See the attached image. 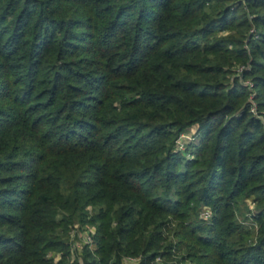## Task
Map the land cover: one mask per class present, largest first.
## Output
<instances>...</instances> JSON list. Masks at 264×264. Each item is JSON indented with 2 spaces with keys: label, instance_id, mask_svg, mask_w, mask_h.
I'll use <instances>...</instances> for the list:
<instances>
[{
  "label": "trees",
  "instance_id": "obj_1",
  "mask_svg": "<svg viewBox=\"0 0 264 264\" xmlns=\"http://www.w3.org/2000/svg\"><path fill=\"white\" fill-rule=\"evenodd\" d=\"M125 256L264 264V0H0V264Z\"/></svg>",
  "mask_w": 264,
  "mask_h": 264
},
{
  "label": "rangeland",
  "instance_id": "obj_2",
  "mask_svg": "<svg viewBox=\"0 0 264 264\" xmlns=\"http://www.w3.org/2000/svg\"><path fill=\"white\" fill-rule=\"evenodd\" d=\"M183 135H184V137H181V139H179V146L181 147L180 148L181 150L185 149L186 144L188 143V141H193V140L195 141L196 127L194 126V127L190 128V129L186 130ZM255 208H256V206L253 203V201L250 200V199H246L245 202H243L240 205V208L237 211V215H238L239 220L242 221L243 223L251 224L250 223V219L244 220L243 217L247 213L248 210H251L252 212H254ZM89 226L90 225H86L84 229H88ZM73 229L74 228H72V227L69 228V232L68 233H69L70 238H71V235L73 233L72 232ZM75 236L77 237L76 231H75ZM75 236L73 237V240L71 241L72 242V246H74L76 244L80 246L81 245L80 243H83V240L82 239H78ZM176 261H177V259H173L172 258V259H167V260H160L158 262H153V263L150 262L149 264H180V263H178ZM189 263L190 262H186V263H182V264H189Z\"/></svg>",
  "mask_w": 264,
  "mask_h": 264
},
{
  "label": "built area",
  "instance_id": "obj_3",
  "mask_svg": "<svg viewBox=\"0 0 264 264\" xmlns=\"http://www.w3.org/2000/svg\"><path fill=\"white\" fill-rule=\"evenodd\" d=\"M254 110V109H253ZM181 137H184L183 133L180 135V138ZM179 144V143H178ZM179 148H181L179 146ZM212 216L211 214V211L209 208H204L201 212H200V217L204 220H209L210 217ZM75 231L77 233V237L75 236ZM72 235H71V238H70V241L73 240V237L75 236L76 238L78 239H82L83 240V243H80L81 245H74L72 246L73 249H76V248H80L81 246L83 245H88L90 247H92L93 245V235H94V228L89 226L88 229H82V230H79V229H76V227L72 230ZM72 244V242H71ZM124 264H139L141 262V256H125L124 257ZM160 260H165V258L161 257V256H158L155 258L153 262H158ZM177 262V261H176Z\"/></svg>",
  "mask_w": 264,
  "mask_h": 264
}]
</instances>
